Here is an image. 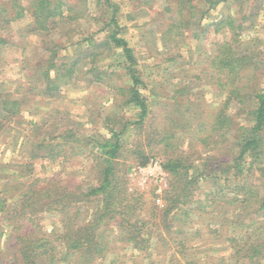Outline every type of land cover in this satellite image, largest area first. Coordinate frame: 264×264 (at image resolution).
I'll return each mask as SVG.
<instances>
[{"label": "trees", "instance_id": "1", "mask_svg": "<svg viewBox=\"0 0 264 264\" xmlns=\"http://www.w3.org/2000/svg\"><path fill=\"white\" fill-rule=\"evenodd\" d=\"M26 1L27 6L21 0L2 4L0 21L9 31L29 18L28 25L41 33L43 46L47 43L41 35L52 33L55 19L75 22L84 15L66 0ZM106 1L112 18L101 44L107 50L91 37L86 57L94 81L110 86L122 100L121 108L132 109L133 118L124 113L122 117L107 114L98 130L100 136H85L84 155L65 156L66 162L76 160L73 179L36 174V161L46 157L36 154L13 169L20 181L0 177V264H101L108 257L113 264H264V34L244 40L247 18L243 16L239 24L241 12L224 14L215 32L227 30L231 37L216 45L207 62L208 83L213 81L220 90L221 102L214 112L207 111L206 102L192 85L181 84L171 98L175 104L167 120L151 109L155 94L149 92L150 98L143 94L147 84L137 69V53L118 20L119 7ZM160 1L141 3L153 7ZM165 1L168 26L159 42L167 47L177 44L221 4L229 9L233 3L242 6V0H210L205 11L192 4L193 0ZM8 42L0 38V49ZM56 47L48 49L51 55L38 79L43 87L35 82L34 90L40 96L59 95L80 72L83 56L61 61ZM115 55L120 59L118 70L105 72L102 63ZM31 73V68L24 71L30 81ZM114 76L121 84H115ZM26 99L0 87V131L6 120L21 123ZM50 119L53 117L31 121L38 133L34 139H42ZM77 128L64 127L60 133L55 128L57 134L51 140H58L57 145L77 144L78 149ZM134 130L139 139L145 137L152 151L157 150L152 157L158 154L163 159L168 184L161 205H157V197L130 188L127 171L119 170L129 143L126 136ZM182 133L183 148L179 145ZM39 142L35 145L47 144L44 139ZM223 144L229 146L230 156L223 155ZM49 150L47 155H53ZM138 155L142 166L151 156L142 151ZM5 167L0 164V175ZM202 183L210 185L204 199L197 195ZM198 223L201 227L196 230ZM119 257L124 260H117Z\"/></svg>", "mask_w": 264, "mask_h": 264}, {"label": "rangeland", "instance_id": "2", "mask_svg": "<svg viewBox=\"0 0 264 264\" xmlns=\"http://www.w3.org/2000/svg\"><path fill=\"white\" fill-rule=\"evenodd\" d=\"M8 1L0 0V12L1 5L7 4ZM208 1L210 0H193L192 4L200 10L207 11L210 8ZM21 2L28 5L26 0H21ZM112 2L119 7L118 20L130 46L137 53L139 60L137 69L147 84V89L142 92L149 98V92L155 94V97L150 99V103L152 111L158 114V118L167 117L169 109L175 104L171 98L181 84L192 85L193 91L198 92L197 94L206 102L207 111L214 112L216 110L222 98L219 97L220 90L213 85L214 82L208 83L211 76L207 71V62L216 49V45L231 37L227 30L215 32V25L221 21L222 17L228 16L230 13L237 16L241 12L242 15L238 17L239 24L243 22L244 17L247 18L242 31L244 40L251 39L252 35L255 38H263L264 34V0H242V6L233 3L230 9L225 8L223 3L215 10L209 11L204 20L198 21L189 33L180 37L177 44H170L168 47L159 42L160 33L163 32L164 27L168 26L167 16L169 14L166 12L165 0H161L153 7L141 3V0H112ZM66 3L70 7L82 10L83 18L75 22L55 19L52 33L47 36L41 35L47 46L42 45L41 33L37 34L33 30V25H28L29 18L23 19L17 27H9V31L14 30L11 33L5 30L6 25L0 21V38L9 40L8 44L3 45L2 50L0 49L2 51L0 87L4 90L8 89V92L11 91L18 97L25 98L27 96L25 101H28L24 106L21 123L18 125L11 119L6 120V126L0 131V164L7 166L4 173L0 175L1 178L9 177L10 180L18 179L20 181L13 169L17 168L19 163L29 161L31 156L36 154L39 158L46 156L43 162L36 161V174L43 177L61 174V176H65V179H73V175L76 174H73L72 164L76 160L73 161L70 158V161L66 162L65 156H70V154L76 158L80 154L83 156L87 149L83 142L85 136L89 134L100 136L98 130L107 114L113 113L122 117L124 113L125 116L133 118L132 109L128 106L121 108L122 100L114 96L113 92L115 91H112L110 86L104 81L100 83L94 81L93 76L95 75L91 73L92 67L86 57V54H89L88 50H91L88 48L89 38L92 37L97 46H103L101 43L106 34L107 28L105 27L112 18L108 2L106 0H66ZM164 14L167 16L164 17ZM252 23L254 24L252 25ZM193 32L198 34V37H194ZM56 46L59 47L61 54L59 60L61 61L73 55L77 58L83 56L79 60L80 72L71 85L61 88L62 90L59 95H55L56 97L46 94L40 96L38 93L40 91L34 90V87L37 84L41 86L38 79L43 72L44 62L50 58L51 53L48 49H55ZM103 50H107V48L103 46ZM119 61L120 59L116 55L107 58L101 65L102 69L105 72H115L118 70ZM28 68H31L32 71V81L24 76V71ZM113 80L115 84H121L116 76ZM51 117L53 119L47 122L41 137V140H46L47 144L44 147L35 145L39 144L41 140L34 139L38 133L36 128L31 125V121L37 122L45 119L47 121ZM169 118L168 116L167 120ZM165 122L167 123V121ZM64 127L73 129L78 127L75 131L81 138L78 149L77 144L60 143L57 145L58 140H51L57 134L55 128H59L57 131L60 133ZM136 133L134 130L126 136L129 143L123 158L119 160V170L127 171L126 179L130 188L139 190L150 198L157 197L156 203L161 205L163 192L168 184V175L163 169V159L158 154L153 158L152 152L157 150L152 151L147 145L145 137L139 139L138 135H134ZM183 137L185 138L184 133H182L179 142L181 147L184 143ZM52 145L58 146V150ZM46 146H52V148L47 149ZM228 147L224 144L221 146L224 156L231 155ZM48 150L53 155L48 156ZM139 151L151 155L148 163L144 166L139 165ZM200 154L195 155V158H199ZM206 158L208 155L202 160L204 161ZM6 179L4 180L7 181L8 179ZM209 186L208 183H202L197 195L204 199ZM196 222L194 220L193 225ZM198 226L199 223L194 228L197 230ZM46 228L51 229L50 225H46ZM131 255L132 252H128L127 256ZM121 258L124 260L123 257H119L117 260ZM111 260L112 257H108L101 264H113Z\"/></svg>", "mask_w": 264, "mask_h": 264}]
</instances>
